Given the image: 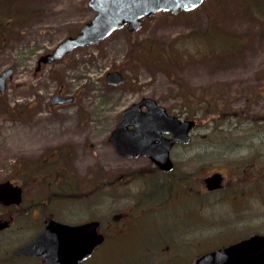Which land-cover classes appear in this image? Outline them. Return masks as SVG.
I'll list each match as a JSON object with an SVG mask.
<instances>
[{"label": "rangeland", "instance_id": "374dc122", "mask_svg": "<svg viewBox=\"0 0 264 264\" xmlns=\"http://www.w3.org/2000/svg\"><path fill=\"white\" fill-rule=\"evenodd\" d=\"M86 3L0 5V16L11 10L22 16L0 33V71L14 68L0 96V181L23 161L61 147L79 150L75 166L68 157L77 189L90 186L86 176L93 168L116 175L138 169L144 160L118 156L107 138L124 108L150 97L169 114L195 120L190 143L174 149L175 172L190 173L189 181L182 179L175 201L151 216L141 211L136 180H119L113 194L84 197L78 202L83 219L103 217L108 234L87 264L153 260L151 250L160 255L158 243L170 235L187 244L178 250L187 264L249 234H264V0H212L184 13L156 12L138 30H115L33 74L40 55L94 15ZM114 70L125 77L123 84H106V73ZM60 87L75 101L48 107ZM214 171L223 173L222 186L208 191L204 178ZM75 203H66L69 215Z\"/></svg>", "mask_w": 264, "mask_h": 264}, {"label": "water", "instance_id": "95a60500", "mask_svg": "<svg viewBox=\"0 0 264 264\" xmlns=\"http://www.w3.org/2000/svg\"><path fill=\"white\" fill-rule=\"evenodd\" d=\"M201 1L87 0L88 6L94 11L93 17L82 24L77 33L63 38L51 52L42 55L39 62L58 61L78 47L99 43L124 26L128 31L138 30L142 25L141 19L150 14L161 10L174 14L179 10H191ZM11 76L10 67L0 72V92L5 89L7 79ZM124 81L125 78L119 71L106 73L105 82L108 85L116 86ZM73 99V96L60 95L59 90L49 104L72 102ZM194 124V119L181 120L169 114L154 99L143 97L122 110L109 140L119 154L132 157L146 155L158 167L169 170L172 168L169 158L172 144L175 141L190 142L189 133ZM164 133L170 136L166 137ZM222 179L223 175L216 171L204 178V185L208 190L218 189L222 185ZM10 194L14 197H9ZM0 200L18 202L19 189H14L9 181L0 182ZM97 226V221L74 226L48 221L45 230L34 241L22 246L20 252L30 254L41 248V255L45 256L47 264H79L103 241L104 237L97 232ZM192 264H264V235L253 234L202 253Z\"/></svg>", "mask_w": 264, "mask_h": 264}, {"label": "flooded vegetation", "instance_id": "af4514ba", "mask_svg": "<svg viewBox=\"0 0 264 264\" xmlns=\"http://www.w3.org/2000/svg\"><path fill=\"white\" fill-rule=\"evenodd\" d=\"M210 1L212 0H202L201 3L195 8H198L199 6H202ZM15 3L16 0H14L12 4L6 2V0H1L0 5L3 8L4 5H6L9 9L10 8L13 9ZM90 9L92 10V8ZM11 11L12 13L9 14L7 17L0 16V33L1 31L6 33L5 30L6 28L8 29L9 24L18 22V19L22 17V16L21 17L18 16L19 14L17 12L15 13L13 10ZM188 11L189 10L187 11L179 10L178 13H184ZM158 12H169V11L161 10ZM151 15L152 14L145 17H149ZM145 17H143L142 19H144ZM77 32L78 30L75 33ZM41 56L42 55H40L39 58ZM39 58L36 60V66L33 70V74L39 71L42 68V66L46 64L43 62H39ZM10 68L12 69V76H13L14 68L13 67ZM12 76L9 79H7V83L12 78ZM7 83L5 89L0 92V96L6 90ZM59 90H60V95L66 94V92L61 87L58 88V90H56L55 93ZM53 95L49 98L47 102L48 107H52V106L59 107L71 103V102H66L62 104L56 103L50 105L49 102L51 101ZM73 101H75V97ZM120 117H121V113H120ZM114 128H112L111 131ZM111 131L109 132L107 138L109 142H110L109 136ZM191 131L189 133L190 141L192 139ZM164 136L169 137L170 134L164 133ZM189 143L190 142L181 143L179 141H175L172 144L169 150V158L172 162V168L169 170H164L158 167L157 164L148 156L139 155L133 158H139V160H144L143 161L145 162L144 165L139 166L138 169L137 168L134 170L128 169L125 172H122L118 175H116L115 172H113V170L111 171L106 169L103 171L98 168H93V170L86 176V179L89 181L90 186L87 185L88 187L84 189H79V188L77 189V185L76 187H74V183L72 180L73 177L71 176L73 173L72 170L68 167V159H69L68 157L70 156V154H71L70 164L75 166L76 164L75 161L79 157L78 149L72 148V150L70 151L66 147H61L54 149L51 152H48L47 154H45L44 156H42L37 160L33 159V160L23 161V163L19 164V166L21 167L20 169L15 170V172L11 174L7 179L2 180V181H9L12 187H14V189L15 187L19 189V201L12 202L10 200L9 201L0 200V264H47V259L45 258V256L41 255L42 254L41 248H37V250H35L34 253H30V254L21 253L20 249L22 246L34 241L45 230L48 221L49 222L56 221L61 224L63 223L71 226L81 225L88 221H97L98 226L96 227L97 228L96 230L98 233H101L104 238L101 243H99L97 246L93 248L91 254L86 259L79 262V264H87L92 259H94L97 250L101 248V246H103L108 241L107 240L108 234L106 233L105 230L102 231L101 229L103 225L102 222L103 217L93 216L91 218L84 220L83 207L78 202H82V199H84V197L93 194H95L94 196H99L100 193H104V192H107L108 194H113L116 183L119 182V180L120 181L122 180L129 181V179L131 181L136 180L139 181V183L141 184V189L136 194V197L137 198L139 197L141 200L140 201L141 211L145 213L146 216L153 215L155 211L158 210L159 208H162L168 204H172L175 201L176 198L175 195L179 193L178 184L180 183V181H182V179H185L187 176L186 181L187 182L189 181L188 177L190 176V173L182 172V174H180V171L175 172L176 160L174 158L175 147L188 145ZM110 146L118 156L132 158V156H125L119 154L115 146L112 144V142H110ZM69 151L70 153H68ZM94 164L95 163H92L91 167H94ZM220 173L223 175L222 172ZM75 174L76 176L79 175L77 170ZM27 183H30L31 190H29V192H26ZM159 191L162 192V196L161 195L158 196ZM208 191H212V190H208ZM11 196L13 195L10 194L9 197ZM71 200L77 201L78 208L74 211V213H72V215H69L68 213L70 212H68L66 203ZM144 206L146 207L151 206V207L145 208ZM137 207L140 206L137 205ZM111 212L113 216L116 215L115 211L114 213L113 211ZM27 230L29 231L28 233L26 232ZM253 234H261V233H252L246 237H242L230 243H234L241 239L247 238ZM158 245L162 247L161 248L162 253L156 256V248L154 250H151L153 252V256L155 257L153 260H148L145 262H143V260L142 261L136 260V261H132V263L150 264L151 262H153V264H181L180 259L178 260V258L179 257L181 258L182 254L178 250L180 249L181 246H186L187 244H184L181 241L176 240V236L170 235L163 237V239L158 243ZM196 257H194L193 259L190 258L191 261L189 260L190 262L187 264H192V262Z\"/></svg>", "mask_w": 264, "mask_h": 264}, {"label": "trees", "instance_id": "16d2710c", "mask_svg": "<svg viewBox=\"0 0 264 264\" xmlns=\"http://www.w3.org/2000/svg\"><path fill=\"white\" fill-rule=\"evenodd\" d=\"M4 10H8V7L6 6V5H4ZM10 14V13H9ZM220 37H222V36H220ZM224 38H227V40H229V39H233V38H231V37H224ZM220 41H222L221 39H219ZM222 44H223V42H222ZM224 47L226 48V46L224 45Z\"/></svg>", "mask_w": 264, "mask_h": 264}]
</instances>
